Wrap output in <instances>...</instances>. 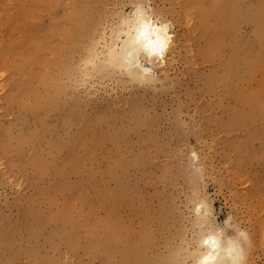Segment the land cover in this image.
Here are the masks:
<instances>
[{"label": "rangeland", "instance_id": "obj_1", "mask_svg": "<svg viewBox=\"0 0 264 264\" xmlns=\"http://www.w3.org/2000/svg\"><path fill=\"white\" fill-rule=\"evenodd\" d=\"M216 1L233 0H153L176 50L152 91L88 62L130 0H0V264H120L123 246L169 264L194 187L217 222L231 213L248 229L249 264H264V114L237 115L252 106L235 97L264 85V18L249 15L260 0H241L249 10L224 23L233 34L209 57L218 18L200 11ZM234 45L241 63L257 64L252 78L226 69ZM189 145L206 163L203 185L188 183Z\"/></svg>", "mask_w": 264, "mask_h": 264}, {"label": "clouds", "instance_id": "obj_2", "mask_svg": "<svg viewBox=\"0 0 264 264\" xmlns=\"http://www.w3.org/2000/svg\"><path fill=\"white\" fill-rule=\"evenodd\" d=\"M152 5L153 0H130V11L116 15L101 68L129 84L160 91L174 33L172 22ZM185 161L188 183L205 184L207 166L195 145L188 146ZM185 208L189 226L169 264H249L252 237L235 216L229 213L217 222L213 202L198 190L186 199Z\"/></svg>", "mask_w": 264, "mask_h": 264}, {"label": "bare ground", "instance_id": "obj_3", "mask_svg": "<svg viewBox=\"0 0 264 264\" xmlns=\"http://www.w3.org/2000/svg\"><path fill=\"white\" fill-rule=\"evenodd\" d=\"M213 8L212 9H205L203 7L200 11V14H202L203 17L212 16V14H213V15H216V17L218 18V22L215 24V26H216V30L214 31L215 35L211 39V42H210L211 45H210L209 50L207 51L209 57H211L213 55L214 50L218 47V45L222 42V40L224 38H229L233 34L232 31L226 32L224 30L225 29L224 23L228 22L230 25L234 26L236 20L240 16H244L246 11L249 10L248 8L243 7L241 0H233L231 2V5H229V6H226L225 3H220L218 1H216ZM251 12H253V14H249L251 19L258 21V22H261V19L264 18V0H260V8H258L255 11H251ZM256 30H257L259 37H264V21H262V23H260V25H257ZM98 45H100V44H98ZM110 47H111V45L109 44V40H108L106 42V44L103 46V51L101 53L97 52L95 45H91L90 50H89L90 54L88 57V62L92 64L93 69L97 73H99L100 75L105 76V77L110 76V75H108L104 71H102L101 65H102L103 61L106 59V57L108 55V50ZM232 47H234V48H232L229 58H227L224 62L226 69H228V71L233 70L235 72V74L239 75L240 78H249V77L252 78L255 74V69H257V64L254 65V61L252 60V58H248L245 60V62L241 63L239 60V52L240 51L237 50V48L240 49V47L238 45H234ZM175 50H176V39H175V35H174L173 47H171V49L168 53L166 66L168 65L169 57L174 54ZM245 65L248 67V72L243 71V68ZM82 70L83 69H81V71ZM78 72H79V70H78ZM83 72H85V71H83ZM250 83H252V81ZM80 84H82V83H80ZM250 88L253 89L252 85L250 86ZM248 92L249 93L247 95L246 94L242 95V94H238V93L235 94L236 99L239 100L241 104H247L249 106H252L248 114L237 111L236 112L237 115L243 116L244 118H246L248 115H250L254 112H258L259 114L263 115L264 114V101H263L264 85L255 91H253V90L249 91L248 90ZM260 120L263 121L262 117H260ZM82 144H83V138L81 136H79L73 141V143L71 144V147H72V149L78 148ZM78 161H79V158L77 156L73 155L71 163L75 164ZM194 189L196 190L195 187H194ZM74 197L77 198V194H75ZM88 213H91V211H89ZM65 216H67V214H63L60 217V220H61V218L65 217ZM88 217L89 216H87V219H86V217L84 216V220L86 219L87 222H88ZM107 225L105 226V229H103V231L105 232V234L110 239L113 240V239H115L114 231H113L112 227L110 226V223ZM82 227H84V226L82 225ZM33 231H34L33 232L34 234H38V231H40V227L38 228V226H36V228ZM58 232H60L61 234H64L63 230H61V229H58ZM73 233H74V235L79 236L78 232H73ZM118 250H119L120 256H121L120 264H146V262H147L146 258L144 257L145 247L134 246L131 248L130 251H127L125 246H123V248L120 247ZM2 253H3V251L0 248V254H2ZM14 257H15V255L13 253L10 254L9 256H7V258L10 259V261L11 260L13 261ZM156 263H159V262H156Z\"/></svg>", "mask_w": 264, "mask_h": 264}]
</instances>
